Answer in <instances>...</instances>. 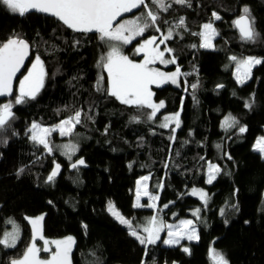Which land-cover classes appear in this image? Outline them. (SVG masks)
<instances>
[{"label":"trees","instance_id":"1","mask_svg":"<svg viewBox=\"0 0 264 264\" xmlns=\"http://www.w3.org/2000/svg\"><path fill=\"white\" fill-rule=\"evenodd\" d=\"M189 3H172L158 22L165 34L173 29L166 43L181 73L187 74L179 86L152 87L154 98L165 104L164 113L181 109V127L175 132L172 126L148 121L149 108L125 105L109 95L107 80L98 90L97 64L108 46L97 33L74 32L50 16H21L0 3V45L14 37L27 41L32 59L39 56L47 73L36 99L14 107L11 136L0 142V238L14 225L20 230L15 248L0 245V264L20 258L30 242L23 216L42 212L47 213L46 236L77 238L74 264H213L212 248L229 264H264V158L252 148L264 135V63L253 67L241 84L231 62L235 55L264 61V0ZM245 6L255 21L254 42L242 40L234 27ZM144 11L142 6L127 17ZM213 13L221 19L215 20ZM180 18L185 26L177 27ZM209 22L218 35L208 49L201 47L198 34ZM153 35L161 33L150 28L138 41ZM77 111L82 112V123L76 126L82 141L72 160L30 139L33 122L51 126ZM229 114L238 123L223 129L222 120ZM241 126L247 131L240 133ZM173 135L174 141L169 139ZM80 158L87 168L70 171L69 165ZM209 161L221 168L211 184ZM55 163L62 170L49 182ZM147 175L152 191L163 185L157 208L166 221L194 217L190 211L200 209L194 217L199 241L182 242L190 255L180 245H165L164 237L148 245L145 255V246L108 211L111 201L131 220L153 214L134 206L136 182ZM193 187L207 191L206 205L189 194Z\"/></svg>","mask_w":264,"mask_h":264},{"label":"snow or ice","instance_id":"2","mask_svg":"<svg viewBox=\"0 0 264 264\" xmlns=\"http://www.w3.org/2000/svg\"><path fill=\"white\" fill-rule=\"evenodd\" d=\"M11 12L19 13L21 16L35 10L40 13L50 14L59 19L65 26L72 29L74 32L80 33H97L98 38L108 45L109 50L106 54L100 57L98 67H102L107 71L109 87L108 94L118 99L122 104L135 106L137 108L147 107L151 109L149 119H154L157 112L164 108V102L160 101L155 103L153 101L154 93L151 86H161L166 83H172L179 86V78L182 75L179 66L177 65L176 71L166 73L157 68L150 67L157 62L160 64H175L176 59L172 57L165 59V52L171 53L173 49L165 47L164 50L160 49V44H165L174 36L173 29L168 28L166 34L161 31L158 22L161 20L160 13L167 12L172 3L180 5L191 6L189 0H0ZM153 5L155 7H153ZM145 9L139 16L134 19L124 20L118 24L115 22L124 13L132 12L133 9ZM215 20H220L221 17L217 13H213ZM167 24V21H163ZM234 26L238 28L240 37L244 41L254 42L258 33L254 27V18L251 17L250 9L243 7V14L234 20ZM115 24V26H114ZM185 26L184 18H180L177 27ZM203 31L198 35L203 37L201 47H213L212 38L218 35L213 23H205ZM150 28L160 32L161 35L149 36L144 39L135 47L136 54H143L142 62H136L130 59L129 56L123 54L122 45H129L137 37L144 36ZM78 43V41H77ZM196 47V45H192ZM30 46L27 41L14 37L7 42L0 45V96L13 95V83L16 79L17 73L24 66V61L29 55ZM232 61L236 62V79L239 83L243 84L251 77L252 68L258 64L264 63L257 57H246L238 59L231 57ZM47 73L44 68V63L39 56H36L35 62L32 63L31 68L27 70V75H24L19 80L18 95H16L14 103L9 101L0 105V130H5L9 126V122L14 119L12 111L14 104H23L28 100L36 99L41 89L44 87V81ZM103 76L98 81V90L103 82ZM193 89L197 87L196 84L191 86ZM218 87H223L219 85ZM248 108L252 107L251 103H246ZM134 122H139L138 117L132 118ZM82 123V112L77 111L74 115L69 116L67 119L61 121L53 127H45L39 123L33 122L28 132L31 133L30 139L42 145L49 153L53 151V147L49 141L52 132L59 131L62 136H70L73 133L77 124ZM175 124L173 132L180 128V113H174L164 117L163 123L159 126L161 128H169L171 124ZM238 121L230 114L225 118L223 126L226 129L234 127ZM240 133L247 131L246 126L239 128ZM170 140H175V136H171ZM6 143V141H5ZM217 147H220L217 145ZM65 154L74 152L75 145H63ZM254 150L264 155V137L257 139ZM69 159L71 156L69 155ZM231 159V157H229ZM78 165H85L84 159H79L71 164L72 168ZM131 167V165H129ZM208 178L207 183L211 184L216 176L220 173L221 168L219 165L213 164L210 161L207 164ZM23 172V168L19 170ZM60 171V165L56 164L52 173L48 176L47 180L52 182ZM149 176H144L137 181L136 202L135 207H150L157 208L158 195H154L148 190ZM157 187H163L158 185ZM192 195L199 194L201 200L207 204V193L200 190L199 193L196 189L192 190ZM147 196L151 203L144 205L141 203V197ZM167 208L168 205H164ZM108 211L123 225H126L130 234L134 236L141 245L145 246V255H147V246L155 245L160 241V233L167 228V238L162 242L169 246L180 245L183 252L191 254L189 247L183 246L182 241H199L200 236L193 220H181L179 226L165 224L162 220H158L156 216L149 219L147 226L142 228V232L146 235H141L137 226L133 225V221L124 217L111 201L108 204ZM200 209H196L193 213L194 216L199 217ZM223 215V211H221ZM32 226L33 239L30 245L26 248L24 254L19 259H14L11 264H72L71 252L75 241L72 237H67L64 240L49 241L43 235V216L36 218H27ZM13 223L12 221H9ZM20 237V230L18 225H14L11 232H5L4 236L0 238V245L6 248H15ZM42 240L43 247H38L36 240ZM49 244L55 245V251L49 247ZM50 253V258L42 259L41 252ZM210 257L213 264H229L228 259L224 254L218 252L215 248L210 251Z\"/></svg>","mask_w":264,"mask_h":264},{"label":"rangeland","instance_id":"3","mask_svg":"<svg viewBox=\"0 0 264 264\" xmlns=\"http://www.w3.org/2000/svg\"><path fill=\"white\" fill-rule=\"evenodd\" d=\"M135 9H133V11H134ZM128 13H130V12H128ZM124 14H126V13H124ZM136 16H139V14H136V15H131V16H129V17H126V18H124V19H122L121 21H119L118 23H120V22H122V21H124V20H128V19H134ZM117 23V24H118ZM114 26H115V24H114ZM217 36V35H216ZM216 36H214L213 38H212V44H213V41H214V39L216 38ZM158 37V36H157ZM138 38V37H137ZM136 38V39H137ZM148 38V37H147ZM147 38H145V39H147ZM135 39V40H136ZM144 40V39H143ZM143 40L141 41V42H143ZM134 41V40H133ZM202 41H203V38H202ZM140 42V43H141ZM139 45V43L138 44H136L132 49H133V54L134 55H137V56H140L141 58L140 59H134V58H131L128 54H126V53H124V46H126V45H122L121 47H122V52H123V54H125V55H127V56H129V58L130 59H133L134 61H136V62H142V60H143V54L141 53V54H136L135 53V47H137ZM108 46V45H107ZM165 47H169L168 45H167V43H166V45L165 44H160V49L161 50H164L165 49ZM170 48V47H169ZM212 48V47H211ZM172 49V48H171ZM209 49V48H208ZM109 50V48L107 47V50H106V52ZM106 52H105V54H106ZM172 57H175L174 55H173V51L171 52V53H168V52H165V59H170V58H172ZM233 57V56H232ZM235 57H237L238 59H243L242 57H240V56H236L235 55ZM35 58H36V56L32 59V61L29 63V66H28V68H27V70L29 69V68H31V65H32V63L33 62H35ZM246 58V57H245ZM258 58V57H257ZM41 59V58H40ZM175 59H176V57H175ZM260 59V58H259ZM42 60V59H41ZM232 60V59H231ZM99 62H100V60L98 61V64H99ZM232 63H233V70H234V72H235V77H236V62H234V61H231ZM97 64V65H98ZM174 65H177V59H176V63L175 64H160L159 62H157L156 64H154V65H150V67H154V68H157V69H159L160 71H162V72H166V73H170V72H174V71H176V68H177V66L176 67H173ZM45 68V67H44ZM180 68V67H179ZM26 71V70H25ZM24 75H27V71H26V73L24 74ZM23 75V76H24ZM23 76L19 79V80H21L22 78H23ZM101 76H103V81L104 80H107V82H108V84H109V81H108V75H107V71L105 70V69H103L102 67H98V77H99V79H100V77ZM237 80V79H236ZM179 83H180V78H179ZM165 85H173V86H177L176 84H172V83H166V84H163V85H161V86H159V87H162V86H165ZM152 87H158V86H156V85H152L151 86V88ZM18 90H19V81H18V83H17V88H16V94H15V96L13 97V98H11L10 100H8V101H4V102H1L0 103V105H2V104H4V103H7V102H9V101H12L13 103H14V100H15V97H16V95H18ZM153 101L155 102V103H159L161 100H156L155 98H154V96H153ZM17 104H14V107L16 106ZM165 105V104H164ZM14 107H13V109H12V111H13V113H14ZM163 109L164 108H162V109H160L159 110V112H157V114H156V117L154 118V119H147L148 121H154V122H156L158 125H160L161 123H163V121H164V117L165 116H169V115H172V114H174V113H177V112H179L180 113V121H181V109L180 110H178V111H176V112H172V113H164L163 112ZM151 109H150V113H151ZM226 117H228V115H226L224 118H223V120H222V127H223V129H226L224 126H223V122H224V120H225V118ZM12 121V120H11ZM11 121L9 122V126H7L6 127V129L5 130H0V142L3 140V139H7V138H9L10 136H11V132H12V125H10L11 124ZM32 125V124H31ZM31 125H30V127H31ZM55 125H57V124H55ZM55 125H51V126H47V125H42V126H45V127H53V126H55ZM77 126V125H76ZM171 126L173 127V128H175V124L173 123V124H171ZM29 127V128H30ZM180 127H181V125H180ZM179 129V128H178ZM178 129H176V130H178ZM29 135L31 136V133H29ZM260 137H264V135H261V136H259L258 138H260ZM257 138V139H258ZM49 139V141H50V143H51V146L53 147V151H56V152H58L60 155H62L65 159H67L68 161H70V160H72L73 158H74V156L77 154V152L79 151V148L81 147V141H82V136L80 135V133L77 131V128L75 127L74 128V130H73V133H72V135H70V136H62V135H60V133H59V131H56V132H52V134L50 135V137L48 138ZM257 139L255 140V142H254V144H253V146H252V148L254 149V145H255V143H256V141H257ZM65 144H70V145H75L76 146V150L74 151V152H70L69 154H65V149L63 148V145H65ZM37 145H39V144H37ZM40 146H42V145H40ZM43 147V146H42ZM44 148V147H43ZM45 149V148H44ZM46 151H47V149H45ZM52 151V152H53ZM256 151V150H255ZM258 152V151H257ZM260 153V152H259ZM261 154V153H260ZM69 155L71 156V159H69ZM262 155V154H261ZM263 156V158H264V155H262ZM147 176H149V175H147ZM150 177V176H149ZM142 178V177H141ZM140 178V179H141ZM140 179H138V180H140ZM137 180V181H138ZM150 179L148 180V182H147V184H148V190H149V192L150 193H152V194H154V195H158L159 194V192L161 191V187H157L156 186V189H157V192H154V191H152L151 189H150ZM193 189H196L197 190V192L199 193V191L200 190H203V192H205V193H207V191L205 190V189H203V188H198V187H193V188H191L190 190H189V194L190 195H192L191 193H192V190ZM136 191H137V182H136V187H135V200H134V205H135V202H136ZM192 196H194V197H197V198H199L200 199V197H199V194H197V195H192ZM206 199H207V203L209 202V195H208V193H207V197H206ZM201 200V199H200ZM204 204H205V202L203 201V200H201ZM113 203V202H112ZM141 203L142 204H144V205H147V204H150L151 203V201H150V199L147 197V196H142L141 197ZM146 208H149L150 210H152V213L153 214H151V215H146V216H140V217H138V218H136L135 220H132L133 221V225L134 226H137L139 229H141V231H140V234L141 235H146L145 233H143L142 232V228L143 227H145V226H147V224H148V221H149V219L151 218V217H153V216H156L157 217V219L158 220H162L165 224H171V225H173V226H179V224H180V221L181 220H193L194 221V223H195V226H196V222H195V219H194V217H197V216H194L193 215V213H194V211L196 210V209H194V210H191L190 211V213L194 216V217H190V218H184V219H180V220H178V221H176V222H169V221H166V219L164 218V216H163V214L162 213H160L159 212V210H158V208H150V207H146ZM116 209H117V207H116ZM118 210V209H117ZM119 211V210H118ZM120 212V211H119ZM121 213V212H120ZM111 214V213H110ZM122 214V213H121ZM112 215V214H111ZM123 215V214H122ZM113 216V215H112ZM124 216V215H123ZM114 217V216H113ZM125 217V216H124ZM115 218V217H114ZM116 219V218H115ZM117 220V219H116ZM118 221V220H117ZM126 226V225H125ZM196 228H197V226H196ZM13 229H14V226L9 230V231H7V232H11V231H13ZM197 230H198V228H197ZM162 237H164V239H166L167 238V228H165L164 229V231H162L161 233H160V240H161V238ZM195 240H193V241H187V240H184V241H182V242H194ZM159 242V241H158ZM181 242V243H182ZM166 245V244H165ZM169 246V245H168Z\"/></svg>","mask_w":264,"mask_h":264},{"label":"water","instance_id":"4","mask_svg":"<svg viewBox=\"0 0 264 264\" xmlns=\"http://www.w3.org/2000/svg\"><path fill=\"white\" fill-rule=\"evenodd\" d=\"M131 13H133V12H130V13H128L127 15H130ZM123 17H125V15H122L121 17H119L115 23L119 22ZM239 17H240V16H239ZM239 17H237V18H239ZM237 18H236V19H237ZM236 19H235V20H236ZM60 22H61V21H60ZM61 23H62V22H61ZM234 27H235V26H234ZM235 29L237 30L238 34L240 35L238 28L235 27ZM71 30H72V29H71ZM7 41H8V40H7ZM7 41H5V42H7ZM5 42H4V43H5ZM28 44H29V43H28ZM29 46H30V44H29ZM31 59H32V50H31V46H30V49H29V55H28V57L26 58V60L24 61V66L20 69V72L17 73L16 79L14 80V83H13V95H12V96H0V102H1V101H4V100L11 99V98L14 96L15 91H16V88H17V83H18V81H19L21 75H22V74L25 72V70L27 69V67H28V65H29V63H30V61H31ZM80 159H83V158H80ZM78 160H79V159H78ZM78 160H76V161H78ZM76 161H74L73 163H75ZM73 163H71V164H73ZM56 164H59V163H55V164H54L52 171L54 170ZM71 164L69 165V169H70V171H73V170L76 169V168H87V165H86V164H85V165H78L76 168H72V167H71ZM59 165H60V164H59ZM61 170H62V166L60 165V171H59L58 175L60 174ZM58 175H57V176H58ZM57 176H56V177H57ZM39 216H43V217H44L42 224H43V235H44L45 239H47V240H49V241L64 240V239H66L67 237H72V238L74 239L75 244L73 245L72 252H71V260H72V264H74V263H73V256H74L75 251H76V248H77V238H76L74 235H72V234H69V235H66V236H63V237H59V238H51V237L46 236V234H45V220H46V217H47V213H46V212H42V213L37 214V215H34V216H27V215H24V216H23V220H24L25 224L28 226V228H29V230H30V234H31V238H30V242H29L28 246L30 245V243H31V241H32V239H33V231H32V226H31V224H30V222H29V219H27V218H36V217H39ZM43 243H44V242H43L42 240H39V239L36 240V244H37L38 247H41V248H42V247H43ZM28 246H27V247H28ZM49 247L52 248L53 251H55V245H54V244H49ZM42 252H43V251H42ZM42 252L40 253V257H41L42 259H48V258H50V253H48V252H44V253L47 254L48 256H47V257H43V256H42ZM23 254H24V253H23ZM21 257H22V256H21ZM21 257H20V258H21ZM17 259H19V258H17ZM10 264H11V262H10Z\"/></svg>","mask_w":264,"mask_h":264},{"label":"flooded vegetation","instance_id":"5","mask_svg":"<svg viewBox=\"0 0 264 264\" xmlns=\"http://www.w3.org/2000/svg\"><path fill=\"white\" fill-rule=\"evenodd\" d=\"M30 13H36V14H41V15H43V16H50V17H52V18H54V19H56V20H58V21H60L59 19H57L56 17H53L52 15H50V14H46V13H40V12H37V11H35V10H31L29 13H27V14H30ZM128 13H126V14H123V15H125V17H123L122 19H124V18H126L128 15H127ZM121 19V20H122ZM120 20V21H121ZM118 23V22H117ZM116 23V24H117ZM63 24V23H62ZM94 33V32H93ZM141 41L139 40L138 41V38L136 39V40H134L131 44H129V45H126L125 46V50H124V53H126V54H128L131 58H134V59H140L141 57L140 56H137V55H132V51H133V47L136 45V44H138V43H140ZM60 164V163H59ZM61 165V164H60ZM62 166V165H61Z\"/></svg>","mask_w":264,"mask_h":264}]
</instances>
